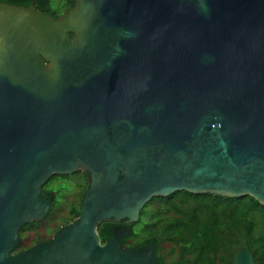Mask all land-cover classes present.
Listing matches in <instances>:
<instances>
[{
	"label": "water",
	"instance_id": "water-1",
	"mask_svg": "<svg viewBox=\"0 0 264 264\" xmlns=\"http://www.w3.org/2000/svg\"><path fill=\"white\" fill-rule=\"evenodd\" d=\"M0 2V264H161L100 242L174 192L264 206V0ZM88 176L78 216L17 254L54 175ZM231 264H255L247 243Z\"/></svg>",
	"mask_w": 264,
	"mask_h": 264
},
{
	"label": "trees",
	"instance_id": "trees-1",
	"mask_svg": "<svg viewBox=\"0 0 264 264\" xmlns=\"http://www.w3.org/2000/svg\"><path fill=\"white\" fill-rule=\"evenodd\" d=\"M0 2L23 7L31 4L36 10L53 18H57L66 6L73 5L72 0H63L62 9L56 11L51 8L50 0ZM76 175L80 176L73 181ZM87 183V174L81 172L51 176L41 187L42 194L51 204L44 219L59 203L61 192L75 188L76 202L65 217L66 224L72 222L79 214L80 200ZM153 201L158 204L155 209H151ZM34 224L26 223L20 228H31ZM117 225H124L129 230V234L120 240L122 247L127 245L129 249H138L151 243L161 264H167L162 254V245L165 243L177 248L176 264H231L232 256L241 243L248 244L255 264H264V206L248 196L228 198L178 191L165 197H153L141 208L134 223H116L112 220L99 223L97 233L101 243L113 237V228ZM47 232L45 228L44 234ZM18 236L20 243L11 250V254L25 250V238L21 234ZM172 251L173 248L170 249Z\"/></svg>",
	"mask_w": 264,
	"mask_h": 264
},
{
	"label": "rangeland",
	"instance_id": "rangeland-1",
	"mask_svg": "<svg viewBox=\"0 0 264 264\" xmlns=\"http://www.w3.org/2000/svg\"><path fill=\"white\" fill-rule=\"evenodd\" d=\"M63 0H50V5L53 10L59 11L62 8ZM79 173V172H78ZM80 175L74 176L72 179L76 181ZM55 183V182H54ZM56 185V184H54ZM77 189L63 191L59 195V203L55 205L54 210L46 219L35 222L34 226L31 228H19L18 235L21 234L22 238H25V248L28 249L32 246L38 244L41 241H45L51 238L54 233L66 224L68 210L76 202ZM157 202L153 201L151 203V209L157 207ZM168 216H173L172 213H167ZM48 229L47 234H44V229ZM173 251L170 252V249ZM23 251V250H22ZM162 254L167 264H176L177 261V248L170 243H165L162 245Z\"/></svg>",
	"mask_w": 264,
	"mask_h": 264
},
{
	"label": "flooded vegetation",
	"instance_id": "flooded-vegetation-1",
	"mask_svg": "<svg viewBox=\"0 0 264 264\" xmlns=\"http://www.w3.org/2000/svg\"><path fill=\"white\" fill-rule=\"evenodd\" d=\"M123 229H127L126 226H124V225H117V226H115V227L113 228V231H115V230H123ZM127 230H128V229H127ZM51 238H52V237H51ZM51 238H49V239H47V240H45V241H41V242H46V241L50 240ZM122 238H123V237H122ZM41 242H39V243H41ZM123 248L129 249V248L127 247V245H124Z\"/></svg>",
	"mask_w": 264,
	"mask_h": 264
},
{
	"label": "bare ground",
	"instance_id": "bare-ground-1",
	"mask_svg": "<svg viewBox=\"0 0 264 264\" xmlns=\"http://www.w3.org/2000/svg\"><path fill=\"white\" fill-rule=\"evenodd\" d=\"M11 253V252H10Z\"/></svg>",
	"mask_w": 264,
	"mask_h": 264
}]
</instances>
